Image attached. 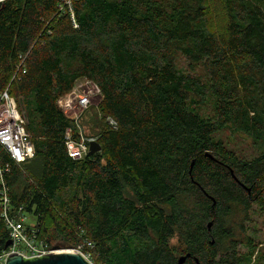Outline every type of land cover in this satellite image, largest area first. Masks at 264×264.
I'll use <instances>...</instances> for the list:
<instances>
[{
    "label": "trees",
    "instance_id": "trees-1",
    "mask_svg": "<svg viewBox=\"0 0 264 264\" xmlns=\"http://www.w3.org/2000/svg\"><path fill=\"white\" fill-rule=\"evenodd\" d=\"M83 78L102 95L104 127L88 137L102 148L73 158L78 127L58 101ZM6 89L35 157L18 164L0 144V162L36 244L92 242L97 264H264L244 224L264 212V0H0Z\"/></svg>",
    "mask_w": 264,
    "mask_h": 264
},
{
    "label": "built area",
    "instance_id": "built-area-1",
    "mask_svg": "<svg viewBox=\"0 0 264 264\" xmlns=\"http://www.w3.org/2000/svg\"><path fill=\"white\" fill-rule=\"evenodd\" d=\"M96 88V91L100 93L97 85ZM91 95L92 91L89 90L88 92L78 94L75 99L70 97V99L62 104L66 112L74 114L73 120L79 131L78 139L73 137L71 128L66 133L68 152L73 158H82L90 152L91 142L96 141L93 137H84L83 127L80 125L82 116L93 105ZM109 122L112 125L116 124L111 118H109ZM0 144L9 153L12 160L18 164L25 163L35 157V146L26 130V120L20 113L17 102L8 89L0 92ZM9 170V165L2 166L0 162V184L3 186L1 190V203L5 223L10 231V240L13 242L7 250L0 253V264H7V259L12 253H19L26 258H33L58 252L59 250L50 249L42 244H36L26 227L29 217L21 213L13 214L10 211L11 198L4 177L5 173ZM86 246L90 248L89 251H85L84 248ZM94 246L92 242H86L75 249L68 250L79 252L87 261L94 264V260L90 254Z\"/></svg>",
    "mask_w": 264,
    "mask_h": 264
},
{
    "label": "rangeland",
    "instance_id": "rangeland-1",
    "mask_svg": "<svg viewBox=\"0 0 264 264\" xmlns=\"http://www.w3.org/2000/svg\"><path fill=\"white\" fill-rule=\"evenodd\" d=\"M96 84L92 81H89L85 78L78 80L76 86L72 91L62 96L59 101V107L64 111V113L70 117L74 118V114L66 112L65 107L62 104L70 99H75L78 94L92 91V103L93 105L84 113L80 120V125L83 127V136L86 135L94 136L104 127L103 116L99 109L100 102L102 100V95L96 91ZM221 137L224 138L229 144V147L237 151L239 154L244 155L245 157L250 158L255 154V148L253 142L238 133H231L229 130L221 131ZM245 226L250 227L252 230L256 229L258 233V239L261 240L264 238V212L261 211L257 206H253L250 211H248L247 218L244 221ZM171 244L174 246L180 245L178 238H174L171 241ZM76 248V247H75ZM74 248V249H75ZM73 248H58L57 250H68ZM239 249L244 252L246 251L245 246H240ZM94 264H97L93 262Z\"/></svg>",
    "mask_w": 264,
    "mask_h": 264
},
{
    "label": "water",
    "instance_id": "water-1",
    "mask_svg": "<svg viewBox=\"0 0 264 264\" xmlns=\"http://www.w3.org/2000/svg\"><path fill=\"white\" fill-rule=\"evenodd\" d=\"M101 148L102 147L99 142L93 141L90 144V153H95L97 151H100ZM207 155L212 157L210 154ZM193 165H194V161L192 162L191 170ZM235 179L237 180V178ZM241 185L244 186V184L242 183ZM247 189L250 192V188ZM210 198L214 201L215 204L216 203L215 199L212 196H210ZM212 225H213V221H210L208 224L209 230H211ZM212 243H214V241ZM12 244L13 242L12 240H10L8 241L6 247L7 248L10 247ZM189 256L190 253L180 256L178 259V264H184L187 260V257ZM195 261L197 262V264H200L197 258L195 259ZM7 264H91V263L87 261L85 257L77 251L59 250L58 252H54L44 256L33 257V258H26L19 253H12L9 255L7 259Z\"/></svg>",
    "mask_w": 264,
    "mask_h": 264
}]
</instances>
